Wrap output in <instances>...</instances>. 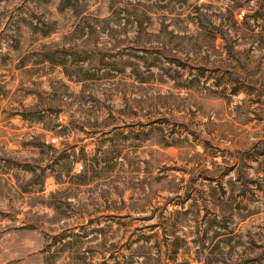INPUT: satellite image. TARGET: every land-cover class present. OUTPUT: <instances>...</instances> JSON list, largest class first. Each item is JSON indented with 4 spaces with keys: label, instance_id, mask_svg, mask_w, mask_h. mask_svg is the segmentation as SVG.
I'll return each mask as SVG.
<instances>
[{
    "label": "rangeland",
    "instance_id": "rangeland-1",
    "mask_svg": "<svg viewBox=\"0 0 264 264\" xmlns=\"http://www.w3.org/2000/svg\"><path fill=\"white\" fill-rule=\"evenodd\" d=\"M125 258L264 264V0H0V264Z\"/></svg>",
    "mask_w": 264,
    "mask_h": 264
},
{
    "label": "trees",
    "instance_id": "trees-1",
    "mask_svg": "<svg viewBox=\"0 0 264 264\" xmlns=\"http://www.w3.org/2000/svg\"><path fill=\"white\" fill-rule=\"evenodd\" d=\"M29 110L24 109L23 111H21V113H18L17 116L20 117V119L22 121H40L41 118L36 117V119L32 116H29ZM71 155H67L65 152H62V154L60 155L61 159L58 158H53L51 159V164L46 165L45 167L41 168L39 166H35L32 167L29 163H25L24 165L20 166L17 163H15V169H20L21 171L25 172V173H29L30 175V180H29V185H28V190H34V188H36V192L40 193L44 191V182L45 180L49 177L52 176L55 180V183L61 184L62 179L60 177V175L58 173H56L57 171H55V167L59 168L65 167L66 165H75L77 163L81 164V170L79 173L74 174V175H70V173L72 172V168L70 167L69 170L71 169V171H67L65 176L68 177L69 179L76 182V183H72V184H76L77 186H85L88 185L90 181H92V176L96 174V170L97 167L100 165L97 158L91 157L88 158L87 155H85L83 152L80 153L79 157L75 158L74 156L72 157L73 159H71V161L68 162L69 158ZM88 158V159H87ZM109 162L112 161V159L108 160ZM107 169H109V171L112 170V168L110 167L109 163ZM106 169V168H105ZM48 171V172H47ZM32 191H30L31 193ZM34 192V193H36ZM55 196V193H51L50 197L53 198ZM149 260V259H148ZM116 264H132L131 261H128L126 258L124 260H122L119 263ZM146 264L147 261H146ZM163 264H168V260L166 259L165 262H163Z\"/></svg>",
    "mask_w": 264,
    "mask_h": 264
}]
</instances>
